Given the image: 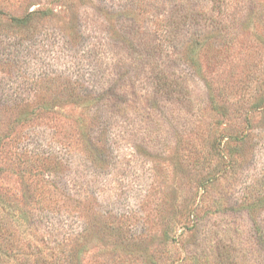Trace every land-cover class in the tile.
I'll use <instances>...</instances> for the list:
<instances>
[{"label":"rangeland","instance_id":"374dc122","mask_svg":"<svg viewBox=\"0 0 264 264\" xmlns=\"http://www.w3.org/2000/svg\"><path fill=\"white\" fill-rule=\"evenodd\" d=\"M40 257L264 264V0H0V264Z\"/></svg>","mask_w":264,"mask_h":264},{"label":"trees","instance_id":"16d2710c","mask_svg":"<svg viewBox=\"0 0 264 264\" xmlns=\"http://www.w3.org/2000/svg\"><path fill=\"white\" fill-rule=\"evenodd\" d=\"M25 19L26 18H20V19H15V20L18 21V23H21V22H25L26 21ZM211 29H212V31H216L218 29V25H213V28H211ZM218 30H219V32L221 31V29H218ZM257 227H259V226H257ZM258 230H259V228H258ZM40 260H41L42 264H49L48 262H46L47 259L45 257H40Z\"/></svg>","mask_w":264,"mask_h":264}]
</instances>
